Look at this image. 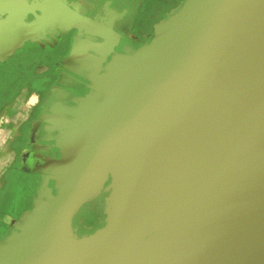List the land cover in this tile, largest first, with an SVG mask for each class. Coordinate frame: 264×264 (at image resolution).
Listing matches in <instances>:
<instances>
[{
	"label": "water",
	"instance_id": "1",
	"mask_svg": "<svg viewBox=\"0 0 264 264\" xmlns=\"http://www.w3.org/2000/svg\"><path fill=\"white\" fill-rule=\"evenodd\" d=\"M124 51L48 129L61 158L0 264H264V0H185Z\"/></svg>",
	"mask_w": 264,
	"mask_h": 264
},
{
	"label": "flooded vegetation",
	"instance_id": "2",
	"mask_svg": "<svg viewBox=\"0 0 264 264\" xmlns=\"http://www.w3.org/2000/svg\"><path fill=\"white\" fill-rule=\"evenodd\" d=\"M172 1L59 0L57 5L64 17L74 13V18L79 15L83 20L95 19L100 11L104 15L102 7L109 6L116 15L113 25L119 36L115 38L118 46L114 55L128 47L139 49L150 41L154 25L166 17ZM47 3V0H0V115L4 113L11 121L14 99L27 101L36 97L29 102L30 109L19 121L14 140L1 156L0 208L17 205L19 183L28 192L35 189L42 179L35 170L44 160L60 159V151L54 147L59 133L47 130L52 127L49 120L54 116L53 109L71 118L64 109L76 107L77 102L93 94L88 80L93 75L92 67L103 74L107 64L93 50L85 52L81 48L79 40L83 37L75 20L64 30H46L44 25L40 29L30 28L29 24L37 21L36 16L44 14ZM34 32L35 38L29 41ZM103 51L108 54L112 50ZM107 195L103 193L77 215L74 220L77 235H88L104 225ZM25 203L32 205L33 200L27 199Z\"/></svg>",
	"mask_w": 264,
	"mask_h": 264
},
{
	"label": "crops",
	"instance_id": "3",
	"mask_svg": "<svg viewBox=\"0 0 264 264\" xmlns=\"http://www.w3.org/2000/svg\"><path fill=\"white\" fill-rule=\"evenodd\" d=\"M47 1H54V4L51 5V6H47L45 8V12L44 14L48 11V9H51L53 8L55 12H53V15H52V19L51 20H54L53 21V24L51 25H47V24H42L40 23L38 26L35 25V23L37 21H39V19L41 17L44 16V14L42 16H37L38 18L37 21H35V23H30L29 26L30 28L32 27H35V28H39L40 29V25H44V29L46 30H57V29H60V30H64L65 27H67L66 25H71L72 24V21L74 22V20L77 22L78 26L80 27L81 29V33H82V37L79 43V45H81V48L87 52L88 50H93L97 55L99 54L100 56L103 57V61L104 63H107L106 66L108 65V63L111 61V59L117 55V54H125V51L123 53H115L114 55H112V53L114 52L115 50V47L118 46L116 41H115V38H119V36L117 35V33L114 31V25L113 23L115 22L114 19L116 17L115 15V12L110 9L109 6H103L102 8L104 9V15H101L100 12H99V15L95 18V19H86V20H83L79 15L75 17L74 13L73 15H71L70 17L67 15L66 17H64L63 13L58 10V5L57 3L59 2V0H47ZM182 1V0H181ZM185 0H183L182 2H180L179 0H173V5L172 7L168 10V14L166 15V17H164L163 19H161L159 22H157L156 24L160 23L162 20L166 19L168 17V15L174 11L175 9H177L178 7H180L183 3H184ZM49 3V2H48ZM48 8V9H47ZM103 9H102V12H103ZM74 18V19H73ZM100 21V25H97L96 26V23ZM155 24V25H156ZM155 25H154V28H153V32H152V36H151V39L150 41L146 42L144 45H146L147 43L151 42L152 41V38H153V35H154V31H155ZM31 31V29H30ZM36 31V30H35ZM36 33L37 32H34V35L33 37L30 36L29 38V41H32L33 38H35L36 36ZM110 40V42H108V39ZM143 45V46H144ZM142 46V47H143ZM106 48H109L110 50H112L110 53L106 54L103 50H105ZM128 48H131L133 50H138V49H134L132 47H128ZM141 48V47H140ZM139 48V49H140ZM110 57V60L108 61V58ZM106 66H105V69H104V73L106 72ZM92 73L93 75L91 77L88 78L89 82H90V79L95 76V75H103V74H100L99 71H95L92 67ZM91 83V88L93 87V83ZM93 91V94L95 93L94 90L92 89ZM92 95V94H90ZM88 95V97L90 96ZM86 97V98H88ZM84 98V99H86ZM36 100V97H32L30 98L29 100L25 101V100H22L21 98L19 99H14L12 104H11V107H12V120L9 121L8 117H5L3 118V120L0 122V128L4 129L5 131V134L2 138H0V142L4 145H7L5 149L8 148V145H10L12 143V141L14 140L15 136H12L10 134L9 137H7V132H13V129L15 128L17 130L18 128V124H19V121L22 120L24 118V115L27 111H29L30 109V105H29V102H34ZM82 100V99H81ZM80 100V101H81ZM79 101V102H80ZM77 102V105L76 107L78 106V103ZM21 105H26L28 106V109H23V110H19ZM75 108V107H73ZM71 108V109H73ZM71 109H67L65 108L64 111L67 113L68 111H70ZM63 110V109H62ZM53 112H54V116L52 117V119L49 120V122L51 123L52 127L51 128H47L48 129H53L55 124V119L56 118H59V117H64L66 119H72L71 118H67L63 115V111L61 113V110H57V109H53ZM61 113V114H60ZM4 114V113H3ZM13 114H18L20 116H18L19 118H14V117H17V116H14ZM50 131V130H49ZM53 131V130H52ZM56 132V131H55ZM17 133V132H16ZM58 133V132H57ZM8 138V139H7ZM59 139V138H58ZM58 141V140H57ZM55 148H58L57 147V142L54 146ZM59 149V148H58ZM5 151V150H4ZM60 151V149H59ZM3 155V153H2ZM1 155V156H2ZM60 155H61V152H60ZM0 156V162L2 160V157ZM61 158V157H60ZM51 159H56V158H51ZM45 161V160H44ZM43 166L42 165H39L38 168L35 170V172L39 175L42 176V179L40 181L39 184H37L35 186V189H32L31 192H28V188H24V185L22 183H19L18 186H17V189H18V192H17V196H16V200H18V203L16 206H13V204H11V206H13V208L15 209V213H19L21 214L20 216H22L27 210L25 208L21 209L20 207V204L21 203H25V200L27 199H31V196L30 194L33 193L35 196L33 199V207H31V211L25 213L24 216H26L27 214L31 213L33 210H34V204H35V200H36V196H37V191L40 189V186H41V183L43 181V177L44 175L43 174H40L38 173L40 170H41V167ZM53 182V181H51ZM51 182H50V186L52 187L54 185V182H53V185H51ZM2 183H1V174H0V188L2 187ZM54 193H55V190H54ZM29 194V195H28ZM106 194V193H105ZM103 195V194H102ZM101 197V196H100ZM3 196L1 195V192H0V199H2ZM98 199V198H97ZM105 199V198H104ZM95 201V200H94ZM92 203V202H90ZM88 203V204H90ZM86 204V205H88ZM86 205L83 207L85 208ZM10 206H6L4 208H0V223L2 227L6 228V232H3L1 233L0 232V241H4L5 238L7 236H9L13 231H15L16 229V226L18 225V223L22 220V217L21 219L19 218V220H17V217H15V219H11L10 217H7L5 215V212L7 210V208H9ZM105 207V206H104ZM82 208V209H83ZM81 209V210H82ZM22 210V211H21ZM81 212V211H80ZM79 212V213H80ZM105 216V215H104ZM77 217V216H76ZM75 220V219H74ZM16 221H19L17 223V225H13V222H16ZM74 226V224H73Z\"/></svg>",
	"mask_w": 264,
	"mask_h": 264
},
{
	"label": "rangeland",
	"instance_id": "4",
	"mask_svg": "<svg viewBox=\"0 0 264 264\" xmlns=\"http://www.w3.org/2000/svg\"><path fill=\"white\" fill-rule=\"evenodd\" d=\"M180 2H182L181 0H179ZM23 109H28V106H26V105H21V107H20V109L19 110H23ZM14 116H17V117H14V118H19L18 116H20V115H18V114H13ZM3 118H4V114H1L0 115V122L3 120ZM5 130L4 129H2V128H0V138H2L3 136H4V134H5V132H4ZM16 132H17V130L14 128L13 129V132L11 133V132H7V137H9L10 136V134L12 135V136H15V134H16ZM8 139V138H7ZM6 146L7 145H4V143L2 144L1 142H0V156L2 155V153L4 152V150H5V148H6ZM29 195V194H28ZM32 195V196H31ZM30 196H31V199L32 198H34V194L33 193H31L30 194ZM30 199V200H31ZM33 200V199H32ZM13 206H16V205H14L13 204ZM13 206H11L10 205V207L9 208H7V210H6V212H5V215L7 216V217H10L11 219H15V217H17V220H19V218L21 219L24 215H25V213H27V212H29V211H31V207H33V204L31 205V204H29V203H21L20 204V207H21V209H23V208H25L27 211L22 215V216H20L21 214H19V213H15V207L13 208ZM18 206V205H17ZM86 209L85 208H83V212L85 211ZM22 211V210H21ZM19 221H16V222H13V225L15 226V225H17V223H18ZM0 225H1V223H0ZM7 230H6V228H4V227H2V226H0V232L1 233H3V232H6Z\"/></svg>",
	"mask_w": 264,
	"mask_h": 264
}]
</instances>
